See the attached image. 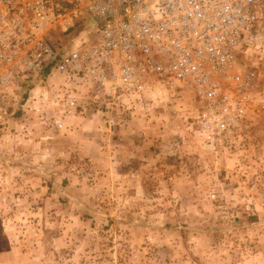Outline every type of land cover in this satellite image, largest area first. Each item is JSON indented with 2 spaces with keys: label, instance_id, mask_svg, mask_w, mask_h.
Returning a JSON list of instances; mask_svg holds the SVG:
<instances>
[{
  "label": "rangeland",
  "instance_id": "obj_1",
  "mask_svg": "<svg viewBox=\"0 0 264 264\" xmlns=\"http://www.w3.org/2000/svg\"><path fill=\"white\" fill-rule=\"evenodd\" d=\"M237 60L264 91V56ZM198 108L185 89L153 91L54 131L14 105L0 264H264V109L212 145L191 125Z\"/></svg>",
  "mask_w": 264,
  "mask_h": 264
},
{
  "label": "built area",
  "instance_id": "obj_2",
  "mask_svg": "<svg viewBox=\"0 0 264 264\" xmlns=\"http://www.w3.org/2000/svg\"><path fill=\"white\" fill-rule=\"evenodd\" d=\"M250 52L264 56V0H0V125L16 105L65 131L86 106L185 89L195 133L219 144L264 109L237 62Z\"/></svg>",
  "mask_w": 264,
  "mask_h": 264
},
{
  "label": "trees",
  "instance_id": "obj_3",
  "mask_svg": "<svg viewBox=\"0 0 264 264\" xmlns=\"http://www.w3.org/2000/svg\"><path fill=\"white\" fill-rule=\"evenodd\" d=\"M84 24H85V20H83V19L78 20L75 23L74 27L70 30L69 34L71 36H76L82 30Z\"/></svg>",
  "mask_w": 264,
  "mask_h": 264
}]
</instances>
